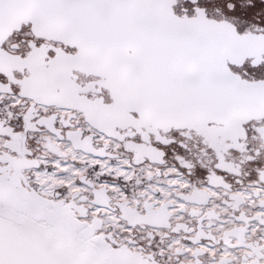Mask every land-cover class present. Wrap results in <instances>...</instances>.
<instances>
[{
    "label": "snow or ice",
    "instance_id": "1",
    "mask_svg": "<svg viewBox=\"0 0 264 264\" xmlns=\"http://www.w3.org/2000/svg\"><path fill=\"white\" fill-rule=\"evenodd\" d=\"M0 264H264V0H0Z\"/></svg>",
    "mask_w": 264,
    "mask_h": 264
}]
</instances>
